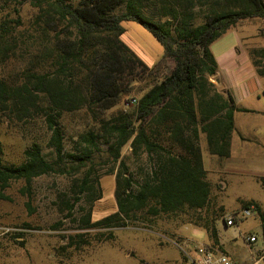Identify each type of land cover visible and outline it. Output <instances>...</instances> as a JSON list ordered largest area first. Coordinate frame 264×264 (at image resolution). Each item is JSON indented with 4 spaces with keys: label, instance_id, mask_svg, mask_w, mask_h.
<instances>
[{
    "label": "trees",
    "instance_id": "obj_1",
    "mask_svg": "<svg viewBox=\"0 0 264 264\" xmlns=\"http://www.w3.org/2000/svg\"><path fill=\"white\" fill-rule=\"evenodd\" d=\"M26 3L36 9L29 35L18 29L19 19L0 18V69L16 52L20 38L28 40L27 52L33 56L32 51L45 53L47 68L22 86L0 75V110L25 109L40 98L46 102L48 144L55 161L46 160L41 147L33 143L20 164L6 165L0 142V188L16 180L30 186L34 178L51 172L64 174L66 157L75 161L71 163L75 172L92 164L93 150L99 145L96 129L79 134L75 153L66 155L59 119L83 108L99 117V110L116 105L138 82L142 95L133 103L135 110L99 121L110 137L109 157L113 165L118 162L117 210L94 222L88 211L82 225L97 231L98 241H108L113 239L112 229L178 215L206 230L212 246L220 248L213 219L196 215L211 197L199 140L204 136L210 155L228 158L234 114L247 110L236 107L231 95L219 91L212 81L218 67L211 46L241 21H264V0H0V14L12 6L17 15ZM124 22L141 25L161 44L163 56L155 65L145 64L121 40ZM65 32L68 36L61 37ZM251 54L257 74L264 77V48ZM127 144L133 156L147 155L148 169H141L140 179L121 159ZM258 181L264 186V177ZM96 183L89 172L79 180V192L87 195L90 204L102 197ZM249 205L256 207L264 247V211L253 200L241 207ZM89 232L70 236L63 248L88 246Z\"/></svg>",
    "mask_w": 264,
    "mask_h": 264
},
{
    "label": "rangeland",
    "instance_id": "obj_2",
    "mask_svg": "<svg viewBox=\"0 0 264 264\" xmlns=\"http://www.w3.org/2000/svg\"><path fill=\"white\" fill-rule=\"evenodd\" d=\"M18 9L16 15L11 6L0 14V18L19 19L18 29L24 32L23 36H27L36 9L28 3ZM200 22L199 16L196 23ZM122 26L126 32L121 40L145 64L150 67L155 65L163 56L161 44L137 23L124 22ZM66 33L61 37L68 36ZM27 45L28 40L20 38L16 52L10 55L0 69L1 77L17 86L27 83V79L35 72H46L47 68L45 53L32 51L36 55L33 56L27 52ZM213 50L217 52L216 44ZM130 87L132 90L129 95L113 107L99 110V117L83 108L75 113H64L59 119L64 132L66 155L75 153L74 143L79 134L91 128L96 129L99 145L93 150L92 164L75 172L71 169L75 166L71 163L75 161L66 157L64 165L68 171L64 174L51 172L34 178L30 186L23 180H16L7 188H0V264H180L184 262L183 253L188 252L194 244L212 245L206 230L178 215L159 216L151 223L135 222L112 229L113 239L108 241H98L94 236L97 231L84 229L81 220L88 211L94 222L117 210L114 190L118 162L113 165L115 162L109 157V142L106 141L110 137L99 121L135 110L136 105L130 101L139 99L142 85L133 82ZM45 106L46 102L40 98L34 106H26L25 109L0 110V142L4 164H20L24 160V151L33 143L41 147L46 160L55 161L48 144L51 133L47 129ZM244 122L247 135L250 120L247 118ZM202 138L204 136L200 137V148ZM203 156L206 159L204 166L209 171L207 179L211 186V197L209 205L197 211L196 215L202 219L212 218L218 230L219 244L220 240L222 243L220 248L238 264H248L254 257L253 253L259 254L263 246L258 215L246 219L238 216L237 224L233 227H226L224 218L240 213L242 203L248 200L256 201L264 211V186L251 173L243 175L240 185L236 184L235 181L241 179L239 176L220 175L213 163H208L205 153ZM121 159L137 179L142 178V170L148 169L147 155L141 153L138 157L133 156L130 144L121 149ZM113 166L114 173L111 174ZM87 172L92 179L98 180L95 189L102 195L101 199L91 204L87 195L79 192V180ZM87 231H90L88 246L78 250L63 248L70 236ZM251 233L258 237V243L252 247L245 242L246 236Z\"/></svg>",
    "mask_w": 264,
    "mask_h": 264
},
{
    "label": "crops",
    "instance_id": "obj_3",
    "mask_svg": "<svg viewBox=\"0 0 264 264\" xmlns=\"http://www.w3.org/2000/svg\"><path fill=\"white\" fill-rule=\"evenodd\" d=\"M215 44L216 53L213 50ZM262 48H264L262 19L239 22L211 46L218 67L212 81L219 91L231 95L236 107L247 112L238 111L234 114V129L228 158L221 159L210 155L207 152L205 138H202L203 163H206L203 156L205 153L208 163H213L214 168L220 171V175L239 176L241 179L235 181L239 185L242 183L243 175L249 173L256 178L264 177V77L257 74L251 54L253 50ZM247 118L250 120L248 126L250 128L249 134L246 135L244 120ZM205 170L209 173L206 168ZM220 247H222L221 240ZM253 256L255 257L256 254L253 253Z\"/></svg>",
    "mask_w": 264,
    "mask_h": 264
},
{
    "label": "built area",
    "instance_id": "obj_4",
    "mask_svg": "<svg viewBox=\"0 0 264 264\" xmlns=\"http://www.w3.org/2000/svg\"><path fill=\"white\" fill-rule=\"evenodd\" d=\"M132 104L136 102L132 99ZM257 215L256 207L254 205L246 206L242 208L240 213H236L233 216L224 218V224L226 227H233L237 224L238 216L240 219L250 218ZM262 240V238H261ZM246 245L253 246L258 243V237L256 234L251 233L246 236ZM184 264H237L229 254L224 252L221 248L212 246L210 244H194V246L183 253ZM250 264H264V247L259 254H257Z\"/></svg>",
    "mask_w": 264,
    "mask_h": 264
}]
</instances>
